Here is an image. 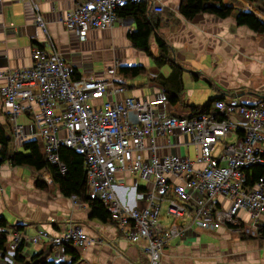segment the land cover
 <instances>
[{
  "label": "built area",
  "instance_id": "built-area-1",
  "mask_svg": "<svg viewBox=\"0 0 264 264\" xmlns=\"http://www.w3.org/2000/svg\"><path fill=\"white\" fill-rule=\"evenodd\" d=\"M29 1L37 8L39 0ZM139 1L78 0L63 22L86 40L93 29L115 26L121 19L118 9ZM151 1L153 12H165L163 3ZM36 20L47 32L39 11ZM32 60L28 67L0 68V94L18 127L17 136L22 128L17 124L19 115L32 114L35 138L42 140L48 160L62 173L67 167L61 147L83 152L89 195L107 205L127 240L143 243L149 264H163L165 247L194 226L240 230L239 215L244 210L258 227L264 216V178L246 187L245 170L264 164V100L247 105L218 99L210 112L174 117L153 99L130 94L116 69L108 79L77 77L57 48L34 47ZM100 99L103 102L97 103ZM234 136L235 140H229ZM161 137L166 138L163 144ZM192 144L197 147L195 159L173 152ZM168 147L171 152L160 153ZM119 172L153 183L146 207L133 208L122 200L117 190ZM165 201L174 218L170 225L160 219ZM190 213L187 224L178 222ZM8 229L0 227V234ZM23 240L21 233H15L16 245ZM94 240L75 224L52 238L55 245L76 247Z\"/></svg>",
  "mask_w": 264,
  "mask_h": 264
},
{
  "label": "crops",
  "instance_id": "crops-1",
  "mask_svg": "<svg viewBox=\"0 0 264 264\" xmlns=\"http://www.w3.org/2000/svg\"><path fill=\"white\" fill-rule=\"evenodd\" d=\"M77 1L39 0L36 8L29 0H0V68L31 66L34 47H43L48 51L59 49L66 63L81 77L92 75L108 79L114 69L118 75L121 65H137V57L142 59L148 73L149 68H152V57L135 48L128 37L129 32L136 29L134 19L121 17L115 26L93 29L86 40H81L77 30L69 28L63 22L68 12L75 8ZM158 1L175 15V18L165 16L160 31L176 48L178 64L186 65L181 69L184 88L185 74L191 79L205 76L223 87L218 88L219 93L209 100L220 97L227 102L226 97L230 95L235 98L233 102H228L230 104L255 105L264 100V34H257L247 26L238 25L232 18H220L211 14H200L188 21L179 12L181 0ZM225 2L231 5L242 4L264 21L262 0ZM38 11L46 21L47 32L37 23ZM174 19L179 20V25ZM151 45L153 59L158 65V47L154 37ZM103 49H106L107 56L105 66L95 68L92 63L102 59ZM94 54L99 56L94 57ZM187 69L198 70L200 75L192 74ZM154 77L156 76L148 77L149 81ZM159 78L167 77L160 74L157 79ZM127 82L130 94L153 99L160 108L171 114L174 106L161 88L152 86L149 82L150 93L145 96L143 88L129 84V79ZM182 94L181 92L183 99ZM101 102L103 99L97 100V103ZM34 120L32 114L19 115L17 124L22 128L20 136H17L18 127L12 121L10 110L4 105L0 94V126L13 139L14 151L21 150L23 142L36 139ZM39 140L44 149L42 140ZM165 142L166 138L161 137L160 143ZM191 146L197 150L195 145ZM191 146L186 147L187 154H191ZM1 147L0 144V150ZM168 151L171 152L172 149L162 148L160 153ZM182 151V148H178L173 152L183 153ZM39 176L40 172L26 165L13 166L5 163L0 167V216L7 220L9 228L8 242L0 249V264H28L36 255L49 251L50 259L70 262L72 257L65 253L64 246L55 245L52 238L62 234L71 224L83 226L95 239L86 247H76L80 255L78 264L150 263L149 254L142 242H130L112 222L104 223L93 219L88 204L76 197L63 195L47 173L44 174V179L48 186L40 189L36 185ZM117 177L118 193L127 205L133 208L148 205L146 194L153 188L152 182L125 172H119ZM226 202L224 199V206ZM163 205L164 202L160 209L161 221L170 216L168 212L167 216L162 214ZM190 216L191 213L185 220L178 222L187 224ZM239 218L240 230L228 227L208 230L194 226L184 236L174 239L165 247L163 264H264V236L257 237L258 227L251 222L249 213L243 210ZM258 226H264V216L260 218ZM15 233L23 235L24 248L21 255L25 257V262L17 260L20 244L16 245L14 241Z\"/></svg>",
  "mask_w": 264,
  "mask_h": 264
},
{
  "label": "trees",
  "instance_id": "trees-1",
  "mask_svg": "<svg viewBox=\"0 0 264 264\" xmlns=\"http://www.w3.org/2000/svg\"><path fill=\"white\" fill-rule=\"evenodd\" d=\"M255 1V0H249ZM264 1V0H262ZM151 0H140L139 2H129L122 8L118 9L119 17H132L136 24L135 31H131L128 37L132 45L144 51L148 56L154 58L151 39L154 37L158 47L157 63L159 66L166 64H176L177 68L182 69L178 64L175 55V49L170 40L162 34L160 28L166 15L175 18L174 13L165 9V12L155 13L152 10ZM180 14L188 21L194 20L200 14H211L220 18H232L238 25L249 27L257 34H264V21L254 11L247 10L242 4H227L225 0H181L179 7ZM175 20V19H174ZM178 19L175 20L178 23ZM141 74H147L144 65H125L118 68L119 81L125 77L129 79L137 77ZM77 77H81L75 73ZM180 86L175 83L170 84L168 78H152L149 82L152 86H158L162 89L166 98L174 106L170 112L174 117H194L203 113L210 112L220 97L210 99L204 105H195L188 103L181 98V90H183V81L181 73H178ZM197 78V76H196ZM127 85L126 82H122ZM172 88H178L173 90ZM13 139L0 126V167L5 163L13 166H30L40 172V176L36 181L37 187L40 189L47 187L48 183L44 179V174H48L53 183L59 187L61 193L67 197H76L83 203L88 204L91 209V217L101 222H113L111 213L104 202L99 199L92 198L88 193L86 156L83 152L62 146L60 156L67 167V171L62 173L59 166L52 164L42 148L39 139L28 140L22 143V149L14 151ZM246 172V187H254L260 178H264V164L251 165ZM147 190V189H146ZM116 224V223H114ZM0 227H8V222L0 216ZM257 237L264 236V226H258ZM8 242L6 231L0 234V249H3ZM24 248L22 242L17 249V260L25 262L26 259L21 255ZM65 253L72 257L70 262H57L50 259V251L42 252L36 255L32 262L28 264H78L80 255L76 246H64Z\"/></svg>",
  "mask_w": 264,
  "mask_h": 264
},
{
  "label": "rangeland",
  "instance_id": "rangeland-1",
  "mask_svg": "<svg viewBox=\"0 0 264 264\" xmlns=\"http://www.w3.org/2000/svg\"><path fill=\"white\" fill-rule=\"evenodd\" d=\"M175 14L177 16V13H175ZM177 25H179V23H177ZM174 49H175V55H176V48L174 47ZM105 50L106 49H103V53L101 56L102 59H98L92 63L93 67L100 68V65L105 66L104 63H105V60L107 59V56L105 55L106 54ZM98 56H99V54H94V57H98ZM134 59H135V57H134ZM136 60H137V65L138 64L143 65L142 59L140 57H137ZM177 62H179V61L177 60ZM151 64H152V68H149V71L147 74H141L137 77L129 78V84L134 85V86L139 87V88H143V90L145 92V96H146V94L150 93V88L148 87V85H149V78L148 77L156 76L155 78H157L160 74H164L168 78V81L170 84L175 83L176 86H180L181 77L178 76V73H182L183 70L177 68V66L173 65V64H166L160 68V67H158V65L155 62V59H153V58H152ZM121 66H125V65H121ZM185 66L186 65H181V67H183V68H185ZM196 71H198V70H196ZM188 78L189 77L187 76V74H185L184 83H185L186 88H183V90H181V92L183 93L182 97H183V99H186L188 102L195 104V105L196 104L202 105L203 103H207L209 98H211V97H213L219 93L218 88H223L220 83L216 82L215 80L209 81V78H207L205 76L199 77L198 79H193V78L188 79ZM123 80H124V82L128 83L127 79H125V77H123ZM226 99L228 100L227 102H233V100L235 98L230 95V96L226 97ZM229 140H235V136L230 138ZM182 152H183V155H187V149L185 146L183 147ZM190 153H191L190 157L192 159H195V157L197 155V150L194 146H191ZM42 176H44V175H42ZM167 209H168V202L165 201L164 205H163V209H162V214L165 216H167ZM172 220H174V218L172 216H168L164 220H162V222L164 224L170 225L172 223Z\"/></svg>",
  "mask_w": 264,
  "mask_h": 264
},
{
  "label": "water",
  "instance_id": "water-1",
  "mask_svg": "<svg viewBox=\"0 0 264 264\" xmlns=\"http://www.w3.org/2000/svg\"><path fill=\"white\" fill-rule=\"evenodd\" d=\"M188 70V69H187ZM188 71H191L193 74L195 75H200V72L199 71H194V70H188Z\"/></svg>",
  "mask_w": 264,
  "mask_h": 264
}]
</instances>
